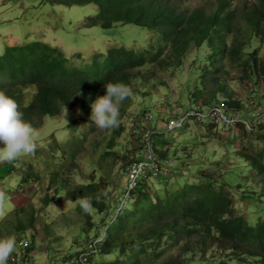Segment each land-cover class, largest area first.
I'll return each instance as SVG.
<instances>
[{
	"label": "trees",
	"instance_id": "obj_1",
	"mask_svg": "<svg viewBox=\"0 0 264 264\" xmlns=\"http://www.w3.org/2000/svg\"><path fill=\"white\" fill-rule=\"evenodd\" d=\"M183 1L204 5L181 9L178 3ZM51 3L64 7L95 5L98 13L87 17L84 27L135 24L153 29L156 36L142 53L111 45L107 54L95 53L88 66L80 67L59 47L44 40L5 46L0 56V90L15 99L22 118L33 128L40 126L45 117L61 115L63 108L74 106L78 100H81L79 118L88 122L91 103L106 94L107 82L119 81L131 87L135 78L141 81L140 76L147 90L149 83L157 87L159 74L164 71L171 73L175 81L186 78L181 95L189 100L188 109L200 104L205 111L222 106L228 118L238 113L236 125L242 131L244 144L238 147L234 143L235 129H230V139L224 141H232L226 147L230 154L226 164L204 166L175 191L159 193L144 181L123 206L121 196L113 197L110 186H116L117 182L110 176L119 164L118 174L125 175L129 166L126 164L129 155L112 151L119 147L117 139L126 131L125 117L135 93L132 91V96L120 105V126L113 129L103 155L98 161L92 158V163L90 158L89 173L79 161L93 156L98 143H91L95 129L82 127L79 121L69 124L71 137L66 143L54 139L51 145L38 147L33 154L8 163L10 176L17 174L22 180L17 192L9 187L5 194L3 206L10 209V215L25 211L31 203L33 208L28 210L33 215L21 227L26 231L35 229L44 208L39 211L23 191L28 184L43 185L48 179L45 191L39 192L45 206L60 202L65 196L77 203L82 218L85 215L83 231L89 234L94 225L97 227L96 235L85 239L84 245L94 243L100 258L116 255L114 260H104L101 264H264V218L253 223L239 213L234 202L235 196L244 202L252 198L264 201V118L255 122L256 117L250 115L255 111L237 99L231 85L246 80L256 86L259 81L264 83V0H51ZM141 69L145 73H135ZM231 70H237L239 77L233 78ZM159 84L165 86L163 81ZM33 87L37 91L33 101L27 104V93ZM256 90L258 96L263 94L258 87ZM258 99L264 101V95ZM166 105L161 108H167ZM172 105L182 106L179 98ZM215 124L221 127L227 122H214L212 126L219 130ZM162 134V130L155 128L157 138ZM232 161H238L241 173L249 172L244 177L248 183L235 188L227 183L221 168L232 166ZM177 162L183 168L189 167L187 160ZM82 175H88L87 180ZM256 178H260V187L252 185V179ZM81 200L89 202L90 212L85 213ZM16 206L20 207L11 209ZM113 210L116 213L110 229L99 234L95 214H103L105 220ZM35 250L31 245L25 264H36L31 256Z\"/></svg>",
	"mask_w": 264,
	"mask_h": 264
},
{
	"label": "rangeland",
	"instance_id": "obj_2",
	"mask_svg": "<svg viewBox=\"0 0 264 264\" xmlns=\"http://www.w3.org/2000/svg\"><path fill=\"white\" fill-rule=\"evenodd\" d=\"M178 5L181 9H188L204 4L196 1H183L179 2ZM97 13L98 8L95 5L64 7L63 5L52 4L51 0H0V56L4 54L5 46L7 45L44 40L60 46L74 65L80 67L87 64L86 66H88L95 53L107 54L111 45L125 46L128 49L135 50L136 53H142L148 48L150 40L156 36V32L153 29L135 24H117L112 28L100 26L84 27L86 18L95 16ZM80 54L82 58L78 56ZM135 73H145V70H137ZM238 73L237 70H231L233 78L239 77ZM139 78L141 81H137L135 78L131 86L132 91H135V97L133 106L131 105L129 114L125 119L127 126L130 121V114L133 115V119L137 120L147 116L151 124L158 120L162 122L165 120L166 122L167 115L162 112L165 111L170 115L172 104H175L178 98L183 108H191L188 104L189 100L184 95H181L183 92L182 87H186L182 84L186 80L184 76L182 79L175 81L171 73L162 71L156 83L157 88H153V84L149 83L147 90H144L146 85L143 82V78L138 76ZM160 81H163L165 86H161L159 84ZM231 85L235 90L237 99L243 100L249 110H264V101L260 102L258 99V97L264 95V83L262 81H259L258 86L250 80L231 82ZM256 87L259 88L260 93H263L262 95H257ZM33 90L32 88L27 93L28 103L32 102ZM171 97L175 98L171 99ZM172 100L174 102L169 103ZM78 102L81 103V100ZM162 105H166L167 108H161ZM79 113L80 109L77 105L74 108L64 109L59 117L47 118L45 126L38 131L36 130L37 141L44 142L49 139L50 135L56 133L60 143L66 142L69 137L67 129L68 118L71 117L70 121L72 119L75 121ZM210 123L211 118L208 116V111H206L203 123L195 124L191 122L182 129H178L173 133H164L157 138L159 153H165L166 159L173 162L174 167L171 170V176L148 179L146 183L149 188H153L159 193L168 192V190L175 191L187 179H192L199 174L197 173L192 177V174L200 172L204 166L216 162L227 163L228 159H230V154L226 147L232 141L227 143H224V141L230 139L231 130H217ZM90 125L91 127L93 126L92 124ZM107 132L96 128L91 138L92 144L98 143L96 151L92 153L93 156L88 155L79 161V165L87 173L91 170L89 167L90 158L91 163L94 159L98 161L100 156L103 155L107 143L113 137V129H108ZM128 133L127 131L121 139H117L119 147L117 149L115 147L112 152L117 151L124 156L132 151L134 154V150L130 149L127 139ZM232 133H235L234 143L238 147L243 146L242 131L236 129ZM191 147H193V151ZM190 151H192V154ZM231 152L234 153L233 150ZM136 154L137 152H135ZM234 157L238 156L234 155ZM178 159L183 160V162L187 160L186 163L189 162L188 168L190 170L181 167V163L177 162ZM109 162L110 160H107V163ZM237 162L232 161L230 163L232 166L221 168L225 180L233 188L238 187L241 183H248L244 181V177H247L249 172L244 171L241 173V169L237 168L240 164H237ZM39 165L43 166V162H40ZM120 165L110 176L117 182L116 186H110L113 197L117 195L123 196L126 190V174H118ZM106 168H109V166H106ZM10 169L8 163L4 165L0 163V178L5 179L0 181V187H2L0 191H4L5 194H7L9 187H12L11 190L17 192L22 183L21 176L17 174L10 176ZM111 170L114 171V169ZM81 177L87 180L88 175H82ZM76 180L79 181L78 178ZM259 181L260 178L252 179L253 187H260ZM45 182H48V179L44 180L43 185L37 183V185L28 184L25 186V191H23L24 196L28 201H32L39 211L44 208L37 218V227L35 229L29 228L27 231L21 227L33 215L28 210L33 208V205L29 203L26 208L27 211H20L11 216H9L10 213L8 215L5 214L7 208L3 206V218H0V231L3 233V238L14 236L16 231L21 237L29 239L32 246H35L36 249L35 253L32 251L36 264H64L65 258L84 248L83 242L85 239L96 235L97 227L94 225L89 234L87 230L83 231V218L85 215L82 218L77 203L69 201L66 196L62 197L60 202L56 201L52 205L45 206L42 202V196L39 194V192L45 191ZM244 187L253 188L251 186ZM107 199L110 201L112 198L109 196ZM234 202L238 206L237 210L239 213L248 216L253 223H257L264 218V201L252 198L244 202L239 196H235ZM115 213L116 210L111 211L103 221L104 230L106 229L105 225L109 224L110 226L112 224V218ZM94 217L97 221L104 219L103 215L95 214ZM5 218H8L10 222L5 221ZM0 239L2 238L0 237ZM115 258L116 255L106 258L97 256L93 259V262L101 264L104 260L112 261Z\"/></svg>",
	"mask_w": 264,
	"mask_h": 264
},
{
	"label": "clouds",
	"instance_id": "obj_3",
	"mask_svg": "<svg viewBox=\"0 0 264 264\" xmlns=\"http://www.w3.org/2000/svg\"><path fill=\"white\" fill-rule=\"evenodd\" d=\"M56 47H59L62 50L60 46H56ZM69 60L71 61V59ZM104 87L106 89V94L102 96H98L96 100L91 103V114L90 117H88V122H82L80 120L79 115L81 114V112L79 113L75 121H73V119L70 121L71 117L68 118L67 129H68L69 137L67 141L71 137V131L69 130V124L71 122L73 123L79 121V124L82 127H85L89 130L90 129L96 130L97 128L100 131L106 130V132L108 129H114L120 126L121 123L120 111H119L120 105L123 103V101H125L126 99L132 96V89L127 84H124L119 81L117 82L109 81L104 85ZM33 89L34 90L32 93V101H33V96L37 91L36 87H33ZM134 97L135 96H133V103H134ZM78 101L75 103L74 106L65 107L63 108V110L67 108H74L77 105L79 106L80 109L81 103ZM27 104H29L28 101ZM216 108H221L224 114L226 112L224 110V107L222 106H214L209 108L210 110H208V116L211 118V123H210L211 125H213L214 122L217 123V121L214 120L210 115V112ZM205 109L206 108L203 109L200 104H195L194 109L192 110L188 108H183L182 106L180 107L173 106L170 115L165 113L167 115L166 122L165 120H163L164 122L158 120L154 124L150 123V119L147 116L141 117V119L137 120V119H133L132 114L130 115V121L128 126L126 125V122L124 123V125H126L125 126L126 131L124 132V134H126L127 131L129 132L127 139L129 141L130 149L134 150V154L133 151L130 152V154H126L130 156V160L126 163L127 165H129L126 172V177H127L126 190L123 193V196L120 197V199L122 198L121 202L123 206L127 205V203L130 202L132 192L137 188V186H139L140 183L147 181L148 179L171 176V170L174 167V163L168 161L166 159V155H162L159 153L158 151L159 144L157 143V137L154 135L155 128L157 130H162L163 133L166 134V133H173L178 129H182L191 122L195 124L203 123L204 117L206 116ZM258 114L261 115L260 119L264 118V110H258V111L256 110L250 115L256 117ZM237 115L238 113H235L233 117L231 115L230 119H237L238 122ZM127 116L125 117V119L127 118ZM47 118H56V117H45L40 126H38L37 128H33L29 122L25 121L22 118V113L19 111V107L15 99L12 98L10 95H8L5 91L0 90V145H2L0 146V163H11L22 156L31 155L37 150L38 147H44L49 144L51 145L54 139H57L60 142L56 133L50 135L49 139L45 140L44 142L37 141L36 130L38 131L45 126V120H48ZM260 119L257 122H260ZM176 120H183L182 125L178 129L174 131H170L169 130L170 122ZM237 122L234 124H227V125L224 124L223 126H221L223 127L222 129L217 124L215 125L218 126L219 130L235 129L236 131V129H238V126L236 125ZM90 124H92L94 127L93 126L91 127ZM158 124H160V126ZM247 128L249 129V125H247ZM123 135L118 139H121ZM135 152H137L136 155ZM134 156L136 158H133ZM152 160L154 162V165L149 167V165L153 163ZM138 166H146L148 169H146V171L144 170L143 172H141L138 169ZM138 173H141L139 174L141 176L140 177L138 176V183L134 188H132V190H130V193L128 195L129 186ZM5 200H6L5 193L0 191V218H3V204ZM80 205L85 212H89L91 209L89 202L86 200H81ZM19 207L20 206L12 207L11 209L13 210L14 208H19ZM9 213H10V209L8 210L7 208V212H5V214L8 215ZM7 219L8 218H5V221H7ZM103 221L104 219L98 221L99 231L107 232L109 224L105 225L106 229L104 230V226H103L104 224L101 225ZM1 238L2 239H0V264H11V257L14 255L19 257L20 264H25V259H26L25 255L29 252V249L31 248L32 245L29 239H27L26 237L25 238L21 237L19 234L16 233V231H15V235L12 237L10 236L6 238L3 237ZM35 252L36 250L33 253ZM97 255H98V251L94 247V243L91 242L86 243V245H84V248L79 249L74 254L65 258L66 262H64V264H92L93 259L97 257ZM31 256L35 257L32 254V252H31Z\"/></svg>",
	"mask_w": 264,
	"mask_h": 264
},
{
	"label": "built area",
	"instance_id": "obj_4",
	"mask_svg": "<svg viewBox=\"0 0 264 264\" xmlns=\"http://www.w3.org/2000/svg\"><path fill=\"white\" fill-rule=\"evenodd\" d=\"M210 115H211V117H212L214 120H216L217 122H222V123H226V122H227V124H234V123L237 122V119H230V118H228V116H226V115L223 113V111H222L221 108H216V109L212 110V111L210 112ZM260 117H261V115L258 114V115L256 116L255 122H257V121L260 119ZM182 121H183V120L171 121V122H170V126H169V130H170V131H174V130L178 129V128L182 125ZM152 162H153V160H152ZM153 165H154V162L151 163V164L149 165V167H150V166H153ZM138 169H139L141 172H143L144 170L146 171V169H148V168H147L146 166H138ZM139 174H141V173H138V174L136 175V177L132 180V182H131V184H130V186H129L128 195H129V193H130V190H132V188H134V187L137 185V183H138V176H139V177L141 176V175H139ZM11 264H20V259H19V257H17L16 255L12 256V257H11Z\"/></svg>",
	"mask_w": 264,
	"mask_h": 264
},
{
	"label": "bare ground",
	"instance_id": "obj_5",
	"mask_svg": "<svg viewBox=\"0 0 264 264\" xmlns=\"http://www.w3.org/2000/svg\"><path fill=\"white\" fill-rule=\"evenodd\" d=\"M173 106V105H172ZM132 110V109H131ZM133 113V112H132ZM227 114V113H226ZM131 115V114H130ZM139 187V186H138ZM137 189V188H136Z\"/></svg>",
	"mask_w": 264,
	"mask_h": 264
},
{
	"label": "crops",
	"instance_id": "obj_6",
	"mask_svg": "<svg viewBox=\"0 0 264 264\" xmlns=\"http://www.w3.org/2000/svg\"><path fill=\"white\" fill-rule=\"evenodd\" d=\"M160 126V124H158Z\"/></svg>",
	"mask_w": 264,
	"mask_h": 264
}]
</instances>
